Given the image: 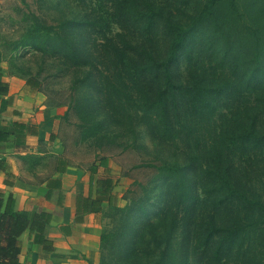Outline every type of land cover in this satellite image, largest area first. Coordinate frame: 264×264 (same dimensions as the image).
Returning <instances> with one entry per match:
<instances>
[{"label": "trees", "instance_id": "trees-1", "mask_svg": "<svg viewBox=\"0 0 264 264\" xmlns=\"http://www.w3.org/2000/svg\"><path fill=\"white\" fill-rule=\"evenodd\" d=\"M72 1L88 9L83 18L51 23L28 11L22 41H3L0 47L10 57L23 47L70 67H87L71 82L64 115L66 123L70 110L93 117L90 124H77L81 136L101 132L106 123L141 125L162 142H189L193 150L186 167L196 171L189 181L185 166L162 163L140 197L118 206L114 177L97 175L107 159L93 160L87 167L88 194L75 206V217L106 212L112 228L102 229L99 252L106 247L115 254L117 247L119 255L125 252L122 258L139 264H188L190 253L193 264L229 259L264 264V197L236 168L264 154V0ZM114 17L139 35L153 37L161 28L168 37L164 57L150 46L135 50L124 33L117 34L124 35L117 47L107 37ZM74 31L86 35L76 40ZM98 37L105 39L101 47ZM102 50L113 59L105 71L99 66ZM181 58L184 81L176 69ZM7 90L0 81V112ZM9 134L0 125V141ZM6 168L0 159V170ZM221 209L229 212L222 222ZM49 220L45 211L15 210L12 193L0 188V264H20L19 236L26 230L34 243L51 250L44 234ZM151 244L154 251H147ZM149 255L154 259L148 261ZM99 258L100 264L101 253Z\"/></svg>", "mask_w": 264, "mask_h": 264}, {"label": "crops", "instance_id": "crops-1", "mask_svg": "<svg viewBox=\"0 0 264 264\" xmlns=\"http://www.w3.org/2000/svg\"><path fill=\"white\" fill-rule=\"evenodd\" d=\"M6 53L0 47V81L8 84L0 125L10 131L0 141V159L7 164L0 170V188L12 193L15 210L50 214L44 234L52 242V249L45 250L24 231L19 263L98 264L101 213L75 217V206L88 194L89 171L69 161L59 132L66 123L64 92L45 87Z\"/></svg>", "mask_w": 264, "mask_h": 264}, {"label": "rangeland", "instance_id": "rangeland-1", "mask_svg": "<svg viewBox=\"0 0 264 264\" xmlns=\"http://www.w3.org/2000/svg\"><path fill=\"white\" fill-rule=\"evenodd\" d=\"M88 8L91 10V7ZM28 11L41 13L49 22L57 23L65 19L83 18L85 11H88V9L85 10L72 0H0V43L3 41H22L25 29L28 27V21L25 17ZM109 25L110 30L107 32V37L112 38V43L117 47L122 45L120 35H123L117 34L124 33L135 50L138 51L142 47L148 48L150 46L160 58L164 57L168 37L164 36L161 28L156 31L153 37H149V35L137 34L133 26H121L116 22L115 17L113 21H110ZM76 32L74 31L72 33L76 40L86 35V33L75 35ZM104 41L105 39L98 37L97 44L99 47L103 45ZM5 52H7V55L8 53L11 54L8 51ZM14 53L12 54V63L15 62L18 68H22L27 73H31L30 75L35 74L48 89L64 92L63 95L67 102L70 100L69 91L71 90L72 80L81 77L83 70L87 69V67L75 68L67 66L61 62L62 60L56 57L23 47L18 48ZM99 57L102 61L99 66L105 71L106 67L109 66V62H113L112 56L110 52L102 50L99 52ZM184 67L185 61L181 58L176 68L179 72L178 76L180 81L185 80L186 74ZM83 92L84 90L80 94L82 95ZM104 114L103 109L99 108L97 116L102 117ZM68 118L67 123L62 126L59 132L63 135L69 161L87 168L93 160L96 159L98 161L99 157H105L107 159V165L106 167H99L100 169L97 175H111L114 177L115 185L113 192L116 197L115 202L118 206H123L143 194V186H150L149 181L156 175L158 165L162 163H176L186 167L189 162V155L193 150L189 142H187L186 146L184 144L182 145L181 142H177L176 144L162 142L152 136L141 125L121 128L120 126H115L113 123H106L105 129L101 132L83 137L80 135L77 124L79 122L90 124L94 121L93 117H82L75 110H70ZM90 133L91 131H88V134ZM263 155H258L262 156L258 158L253 156V161H242L236 167L239 177L244 180L247 179L250 189L263 195L262 197H264ZM184 172L189 181L196 177L194 167H186ZM155 191L156 189L150 193L151 201L155 200L152 197ZM222 210L218 215V221L221 222L224 220V217L227 218V213H229ZM100 221L102 229L110 230L112 228V224L108 223L109 217H107L106 212L101 214ZM108 245L110 244L108 243ZM150 246L152 247L147 246V251L150 249L154 251V245L151 244ZM147 251L145 250V253ZM113 252L115 254H110L105 247L100 252V264H139L131 258H122L125 257V252L119 255L117 247H114ZM186 255L189 259L188 264L197 263L193 254ZM154 257L155 255H149L148 261L150 258L154 259ZM142 260H145L144 263H146V258L142 257ZM98 262H100V258ZM221 264L243 263L237 262L236 259H229Z\"/></svg>", "mask_w": 264, "mask_h": 264}]
</instances>
